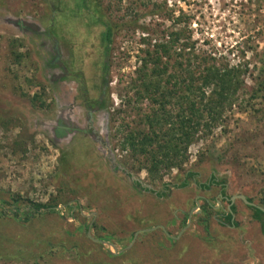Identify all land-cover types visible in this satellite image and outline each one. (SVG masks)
I'll return each instance as SVG.
<instances>
[{
  "label": "rangeland",
  "instance_id": "rangeland-1",
  "mask_svg": "<svg viewBox=\"0 0 264 264\" xmlns=\"http://www.w3.org/2000/svg\"><path fill=\"white\" fill-rule=\"evenodd\" d=\"M95 3L120 26L109 53V94L102 93ZM136 18L155 37L166 34L174 18L196 53L230 66L247 63L237 100L189 146L181 168L155 180L119 148L116 134L121 124L137 127V106L150 107L133 99L124 104L133 98L128 84L143 36L129 26ZM263 63L264 0H0V264H211L209 257L221 253L264 264V236L254 241L258 229L250 215L242 219L248 235L214 230L201 232L203 240L169 226L174 215L185 217L176 209L180 200L192 199L196 182L212 172L228 182L227 193L260 187L264 194V100L251 98ZM99 96L106 107L89 106ZM188 170L196 171L195 181L174 187ZM165 183L163 197L140 187L162 190ZM51 200L59 202L55 212L41 208L27 222L13 216L30 202ZM94 239L116 250L129 247L115 254Z\"/></svg>",
  "mask_w": 264,
  "mask_h": 264
},
{
  "label": "trees",
  "instance_id": "trees-1",
  "mask_svg": "<svg viewBox=\"0 0 264 264\" xmlns=\"http://www.w3.org/2000/svg\"><path fill=\"white\" fill-rule=\"evenodd\" d=\"M158 11L156 8L152 13ZM94 12L102 26V93L107 89L109 94V53L114 34L120 26L106 17L98 3H95ZM136 20L131 19L129 26L140 28L143 36L138 41V66L128 84L133 98L128 96L124 104L129 105L133 99L137 104L147 101L150 107L146 110L137 106V127L121 124L116 134H121L119 148L128 151L136 159L138 169H145L151 180H155L173 167L181 168L188 159L189 146L197 137L208 134L222 119L226 108L237 100L247 63L230 66L225 62L218 63V59L210 54L196 53L195 42L191 41L185 28L177 26L174 18V25L161 37L153 36L147 26H140ZM255 80L251 98L264 100V63ZM37 100L36 94L32 101ZM122 101L123 98V104ZM96 104L106 107L105 97L96 100ZM245 107L242 106L241 110L245 111ZM120 110V107L113 108L114 113ZM58 204L57 200L30 202L27 211L20 213L17 209L13 216L27 222L41 208H47V213L55 212Z\"/></svg>",
  "mask_w": 264,
  "mask_h": 264
},
{
  "label": "flooded vegetation",
  "instance_id": "flooded-vegetation-1",
  "mask_svg": "<svg viewBox=\"0 0 264 264\" xmlns=\"http://www.w3.org/2000/svg\"><path fill=\"white\" fill-rule=\"evenodd\" d=\"M101 97L102 96H99L88 101L89 106H98L96 100H99ZM189 178L195 181L196 171L188 170L182 177L180 183L172 185L178 189H183L190 184ZM182 183L184 185H182ZM169 185V183H165V188L163 187L162 190H155L148 186L140 187L145 191L163 197V194L165 195V192L169 190ZM196 186L199 190L198 193L192 199L188 197L186 200H184L185 198L180 200L181 203H179V205L181 206L180 208H176L177 210H182L185 213V217L175 218V215L171 217L172 221L169 222V226L171 229L177 227L175 234L180 230H183L182 233L189 231L193 233L192 238L193 236H197L203 240L205 238L201 236V232H208L210 236L212 233L211 231L214 230L216 232L238 230L239 233L241 232V235H243V233L248 235L250 225L244 226L242 224V219H248V215H250L251 220L256 223L255 225L258 229V233L253 234L254 241L255 239L258 241L257 239L259 236H264V194L260 191V187L255 191L227 193L228 182L218 177L215 172H212L205 181L196 182ZM216 188L217 192L214 194ZM159 191L163 192V194L159 193ZM66 206H71L70 208L74 207L68 203ZM196 217L198 218L196 219ZM209 258V263L211 264H215V260L217 259H219L220 262L228 259L237 264H245L246 262L241 254H233L230 257H225L223 253H221L217 258L214 257L212 259L211 256ZM229 264L235 263L229 262Z\"/></svg>",
  "mask_w": 264,
  "mask_h": 264
},
{
  "label": "water",
  "instance_id": "water-1",
  "mask_svg": "<svg viewBox=\"0 0 264 264\" xmlns=\"http://www.w3.org/2000/svg\"><path fill=\"white\" fill-rule=\"evenodd\" d=\"M106 147H107V149H109V146H108V144H106L105 145ZM109 151V150H108ZM242 197V196H241ZM56 208V207H55ZM59 208V206H57V209ZM94 240H96V241H98V242H102V243H106V244H108V245H110V246H112L114 249H115V251L116 252H112V253H119V252H122L123 250H125V249H127L129 246H124L122 249H120V250H116L117 249V246L114 244V243H112V242H109V241H107V240H104V239H94Z\"/></svg>",
  "mask_w": 264,
  "mask_h": 264
}]
</instances>
